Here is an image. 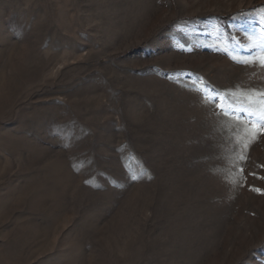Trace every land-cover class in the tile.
<instances>
[{
	"label": "rangeland",
	"instance_id": "obj_1",
	"mask_svg": "<svg viewBox=\"0 0 264 264\" xmlns=\"http://www.w3.org/2000/svg\"><path fill=\"white\" fill-rule=\"evenodd\" d=\"M262 50L264 0H0V264H264V136L192 90Z\"/></svg>",
	"mask_w": 264,
	"mask_h": 264
},
{
	"label": "snow or ice",
	"instance_id": "obj_2",
	"mask_svg": "<svg viewBox=\"0 0 264 264\" xmlns=\"http://www.w3.org/2000/svg\"><path fill=\"white\" fill-rule=\"evenodd\" d=\"M238 62L244 64L258 63L261 67H264V50L251 61L244 60ZM199 82L201 87L197 88L194 85L192 90L202 97L201 103L203 105H214L217 117L223 116L239 126L243 133V143L241 146L245 152L253 142L264 136V89H243L240 86H236L234 89L217 91L208 88L202 78ZM241 113L244 115L241 116ZM218 123L223 125V121H218ZM224 126L226 127V125ZM240 139L241 137H237L238 142ZM237 159L244 160L246 159V155H239ZM238 171L242 174L243 169H239ZM256 191L261 190L256 189Z\"/></svg>",
	"mask_w": 264,
	"mask_h": 264
},
{
	"label": "trees",
	"instance_id": "obj_3",
	"mask_svg": "<svg viewBox=\"0 0 264 264\" xmlns=\"http://www.w3.org/2000/svg\"><path fill=\"white\" fill-rule=\"evenodd\" d=\"M224 18L226 19L227 17H226V16H224Z\"/></svg>",
	"mask_w": 264,
	"mask_h": 264
}]
</instances>
